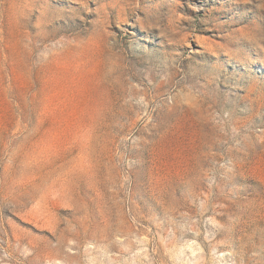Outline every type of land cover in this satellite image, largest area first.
Segmentation results:
<instances>
[{"label": "rangeland", "instance_id": "obj_1", "mask_svg": "<svg viewBox=\"0 0 264 264\" xmlns=\"http://www.w3.org/2000/svg\"><path fill=\"white\" fill-rule=\"evenodd\" d=\"M0 264H264V0H0Z\"/></svg>", "mask_w": 264, "mask_h": 264}]
</instances>
